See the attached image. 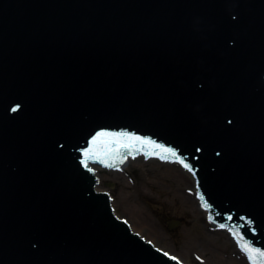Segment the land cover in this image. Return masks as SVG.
Listing matches in <instances>:
<instances>
[{"label": "water", "instance_id": "water-1", "mask_svg": "<svg viewBox=\"0 0 264 264\" xmlns=\"http://www.w3.org/2000/svg\"><path fill=\"white\" fill-rule=\"evenodd\" d=\"M119 2L130 22L100 36L112 13L102 0H0V264H155L86 188L82 151L99 126L153 129L190 150L204 122L196 115L213 104L184 83L197 45L218 53L219 69L236 64L240 78L262 63L264 0ZM138 16L153 40L146 50ZM159 53L179 62L169 82L161 69L171 59L150 67ZM188 153L199 168L212 165Z\"/></svg>", "mask_w": 264, "mask_h": 264}, {"label": "rangeland", "instance_id": "rangeland-1", "mask_svg": "<svg viewBox=\"0 0 264 264\" xmlns=\"http://www.w3.org/2000/svg\"><path fill=\"white\" fill-rule=\"evenodd\" d=\"M100 176L101 186L115 198L118 213L142 226L144 235L155 237L162 247L191 264H196L193 253L205 257L204 264H246L234 257L237 249L226 233H206L211 225L197 201L186 197L190 176L176 166L139 158L122 172L104 171ZM179 217L183 224L169 230L165 221Z\"/></svg>", "mask_w": 264, "mask_h": 264}, {"label": "snow or ice", "instance_id": "snow-or-ice-1", "mask_svg": "<svg viewBox=\"0 0 264 264\" xmlns=\"http://www.w3.org/2000/svg\"><path fill=\"white\" fill-rule=\"evenodd\" d=\"M172 154L175 155V152H173ZM185 166L187 167V165ZM221 227H223V225H221ZM240 247L241 250L247 254L248 259L252 262V264H257V258H264V251H261L259 249H253L248 243H243L240 245ZM173 259L175 258L173 257Z\"/></svg>", "mask_w": 264, "mask_h": 264}, {"label": "bare ground", "instance_id": "bare-ground-1", "mask_svg": "<svg viewBox=\"0 0 264 264\" xmlns=\"http://www.w3.org/2000/svg\"><path fill=\"white\" fill-rule=\"evenodd\" d=\"M186 183H188V184H191L192 185V183H191V181H190V179L188 178V180H187V182ZM98 189H100V187H98ZM187 198H189V199H191L190 198V196L188 195V196H186ZM131 227L135 230V231H139V232H141L142 233V228H139L136 224H133V223H131ZM154 241H156L157 242V240L154 238Z\"/></svg>", "mask_w": 264, "mask_h": 264}]
</instances>
